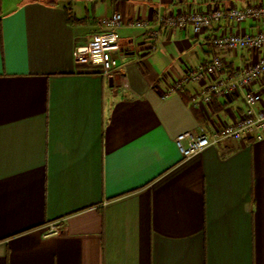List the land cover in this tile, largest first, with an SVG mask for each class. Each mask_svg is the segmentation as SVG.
I'll return each mask as SVG.
<instances>
[{
    "label": "crops",
    "instance_id": "1",
    "mask_svg": "<svg viewBox=\"0 0 264 264\" xmlns=\"http://www.w3.org/2000/svg\"><path fill=\"white\" fill-rule=\"evenodd\" d=\"M262 2L0 0V264H264V129L190 157L175 142L244 112V90L210 93L213 77L188 70L217 54L212 35L264 22L222 19L196 35L162 21ZM116 11L112 72L76 64L75 46ZM258 54L223 53L218 76ZM250 88L264 99V76Z\"/></svg>",
    "mask_w": 264,
    "mask_h": 264
},
{
    "label": "built area",
    "instance_id": "2",
    "mask_svg": "<svg viewBox=\"0 0 264 264\" xmlns=\"http://www.w3.org/2000/svg\"><path fill=\"white\" fill-rule=\"evenodd\" d=\"M248 18L264 22V2L258 5H246L242 8L231 6L221 8L216 6L208 10H199L189 15L169 16L163 18L167 25L183 26L187 21L192 25L194 34L199 35L209 29L213 22L222 19L234 20L241 23ZM122 16L113 12L110 16L100 19L103 31L95 35L85 44L74 48V60L78 65L99 66L103 76H108L113 70L112 53L119 50L120 42L117 28L120 26ZM137 25L144 23L138 21ZM210 44L217 50L211 59L195 65L188 70V78L201 81L206 76L213 77L214 82L208 85L210 93L225 94L238 88L244 90L243 99L245 110L234 123H225L212 134L204 131L193 133L182 132L175 138L176 145L183 157H190L209 145L218 143L223 138L240 139L243 134L264 129V99L261 91H254L250 86L264 76V27L256 33H218L210 37ZM254 51L258 57L249 61L244 66H238L232 71L229 79L218 76L226 67L223 53L227 51ZM184 80H176L163 92L162 98L182 88ZM195 100V97L192 98ZM204 101L210 100L209 94L204 96ZM259 137V135H258ZM61 227L57 222L48 225L45 235L58 233Z\"/></svg>",
    "mask_w": 264,
    "mask_h": 264
},
{
    "label": "trees",
    "instance_id": "3",
    "mask_svg": "<svg viewBox=\"0 0 264 264\" xmlns=\"http://www.w3.org/2000/svg\"><path fill=\"white\" fill-rule=\"evenodd\" d=\"M69 17H70V15H69ZM69 19V18H68Z\"/></svg>",
    "mask_w": 264,
    "mask_h": 264
}]
</instances>
